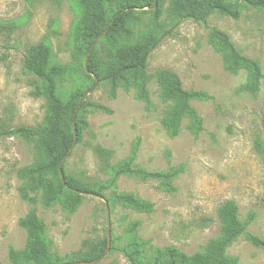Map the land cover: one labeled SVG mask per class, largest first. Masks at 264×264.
Wrapping results in <instances>:
<instances>
[{
    "label": "rangeland",
    "instance_id": "374dc122",
    "mask_svg": "<svg viewBox=\"0 0 264 264\" xmlns=\"http://www.w3.org/2000/svg\"><path fill=\"white\" fill-rule=\"evenodd\" d=\"M118 1L105 0L108 17ZM177 1L152 0L123 21L127 33H114L117 47L148 38L157 42L142 74L113 82L107 42L98 40L91 50L101 77L85 71L80 0H0V264H10V250L26 248L20 223L31 216L43 225L49 252L60 264L100 259L107 229L108 251L97 264H168L171 249L194 255L217 236L218 208L227 201L237 204L242 222L254 215L247 232L264 241V154L257 151L264 146V12L243 7L238 19L212 14L196 23L173 14ZM158 2L155 16L152 6ZM213 29L258 65L257 92L245 89L246 67L227 70L225 51L210 38ZM42 45L49 49V67L62 69L53 78L63 103L71 101L76 110L94 77L98 81L77 113L85 126L62 172L64 181L80 189L104 188L98 195L79 192L73 210L74 192L61 184L47 158V138L13 134L17 128L42 133L51 128L45 84L23 65L24 56ZM160 70L175 74L186 92L205 95L189 102L193 115L180 111L166 81L156 75ZM72 118H62L66 135L72 133ZM130 158L146 172L180 169L171 190L123 175L112 183L111 168ZM48 193L54 196L50 204ZM121 197L146 208L133 209ZM225 255L228 264H264V247L245 237L228 245Z\"/></svg>",
    "mask_w": 264,
    "mask_h": 264
},
{
    "label": "trees",
    "instance_id": "16d2710c",
    "mask_svg": "<svg viewBox=\"0 0 264 264\" xmlns=\"http://www.w3.org/2000/svg\"><path fill=\"white\" fill-rule=\"evenodd\" d=\"M152 0H120L117 2L115 10L108 17L105 0H80L84 10V25L81 29L83 41H86L85 54L90 47L100 40L107 42L106 52L110 59L107 71L110 79L114 82L122 80L125 76H138L145 70L146 60L149 52L156 46V42L152 38L146 41L130 46L117 47L115 44L114 33H127L123 27V21L129 17L136 8L145 7ZM160 2V1H159ZM154 7V14L157 16L160 12L159 4ZM173 8V14L183 19H190L196 23H204L212 14H219L224 17L238 19L240 11L243 7L258 9L264 12V0H178ZM211 40L223 51L227 58V70L235 73L238 68L246 67L249 71L250 82L245 89L255 93L258 90V84L261 79V72L258 65L241 56L232 46L228 37L213 29L210 31ZM91 52L88 57V63L85 65L87 73L95 74L101 77L94 66L95 53ZM24 68L37 79L45 84V96L51 109L50 130L42 133L35 129L17 128L13 134L24 136L27 138H35L44 135L48 140L45 149L46 156L51 164L58 169V165L62 159L67 156L74 141L73 130L71 135H66L63 129L62 118L66 114L74 115V105L71 101L63 103L56 95V86L54 76L59 75L61 68L49 67V49L47 46H39L35 53L25 55L23 58ZM158 77L166 81L168 94L176 98L180 104V111L193 115L189 107V102L194 99H205V95L196 92H186L182 89L178 77L166 70L156 72ZM140 99L145 97L144 84L141 85ZM79 97L81 94L78 95ZM196 120L197 128L199 127L198 119ZM85 126L80 122L76 115L75 130L77 141L81 139V132ZM57 149L62 151L58 153ZM257 151L264 154V146L257 145ZM134 158H130L121 162L119 165L111 168L113 176L112 183L120 176L136 177L143 181L155 180L162 187L171 190L172 180L179 174L180 169H168L162 172H146L137 169L133 165ZM73 190L72 205L74 208L79 203V192H89L92 194H101L104 187H98L96 190L80 189L78 186L72 185L65 181L63 185ZM54 200V196L47 194L46 204H50ZM120 200L132 207L133 209H145L146 206L134 198L121 197ZM73 210V209H72ZM219 223V231L215 238L209 240L205 247L198 253L186 256L180 252L171 249L169 251L168 264H228L231 260L226 257L225 249L233 241L239 237H245L255 247H264V241L247 232V226L254 220V215L248 216L246 222H242L239 218L238 207L234 201L224 202L217 212ZM20 225L27 231V245L21 252L10 250L8 259L10 264H60L61 260L56 255H51L45 240L43 225L39 223L34 216L25 221H21ZM95 253V252H94ZM96 255V254H95ZM94 255V257H96Z\"/></svg>",
    "mask_w": 264,
    "mask_h": 264
},
{
    "label": "water",
    "instance_id": "95a60500",
    "mask_svg": "<svg viewBox=\"0 0 264 264\" xmlns=\"http://www.w3.org/2000/svg\"><path fill=\"white\" fill-rule=\"evenodd\" d=\"M155 7V4L152 6V9ZM94 45H92L89 49V51L87 52V55H86V59H85V65L87 64V58L89 57L90 53H91V50L93 48ZM98 84V81L97 79L94 77V85L87 91V93H85L78 105V107L76 108L75 112H74V115H73V118H72V130H73V136H74V141H73V145H72V148L74 147L75 145V138H76V130H75V119H76V115L78 113V111L80 110L81 108V105L83 104V102L85 101L86 97L92 93V91L95 89V87L97 86ZM71 149L68 151L67 155L70 153ZM66 158V157H65ZM64 158V159H65ZM64 159H62L58 165V173H59V177H60V182L62 185L65 184V181H64V176H63V172H62V164H63V161ZM107 249L104 253V255L101 257L103 258L105 256V254L107 253L108 251V246H109V229H107ZM96 260V261H93V262H79V263H71V264H97L100 260Z\"/></svg>",
    "mask_w": 264,
    "mask_h": 264
}]
</instances>
